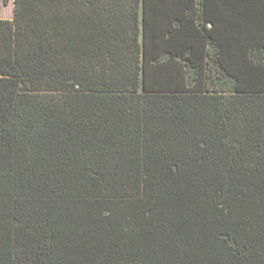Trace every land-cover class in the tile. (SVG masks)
Masks as SVG:
<instances>
[{
	"label": "trees",
	"instance_id": "16d2710c",
	"mask_svg": "<svg viewBox=\"0 0 264 264\" xmlns=\"http://www.w3.org/2000/svg\"><path fill=\"white\" fill-rule=\"evenodd\" d=\"M12 3L0 264H264V0Z\"/></svg>",
	"mask_w": 264,
	"mask_h": 264
},
{
	"label": "rangeland",
	"instance_id": "374dc122",
	"mask_svg": "<svg viewBox=\"0 0 264 264\" xmlns=\"http://www.w3.org/2000/svg\"><path fill=\"white\" fill-rule=\"evenodd\" d=\"M0 16L1 17H12L13 3L12 0H8L6 5L0 7Z\"/></svg>",
	"mask_w": 264,
	"mask_h": 264
},
{
	"label": "crops",
	"instance_id": "0c3cea01",
	"mask_svg": "<svg viewBox=\"0 0 264 264\" xmlns=\"http://www.w3.org/2000/svg\"><path fill=\"white\" fill-rule=\"evenodd\" d=\"M2 7H3V5H2ZM0 10H1V8H0ZM0 19H7V20H10V19H12V17H1V16H0Z\"/></svg>",
	"mask_w": 264,
	"mask_h": 264
}]
</instances>
